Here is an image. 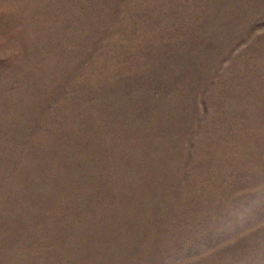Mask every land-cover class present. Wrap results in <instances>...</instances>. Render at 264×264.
<instances>
[{"label":"rangeland","instance_id":"1","mask_svg":"<svg viewBox=\"0 0 264 264\" xmlns=\"http://www.w3.org/2000/svg\"><path fill=\"white\" fill-rule=\"evenodd\" d=\"M0 264H264V0H0Z\"/></svg>","mask_w":264,"mask_h":264}]
</instances>
